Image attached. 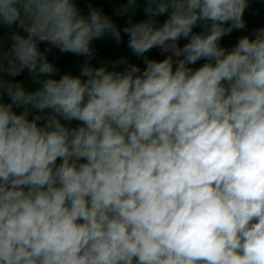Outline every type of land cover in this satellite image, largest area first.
<instances>
[{"label": "clouds", "instance_id": "obj_1", "mask_svg": "<svg viewBox=\"0 0 264 264\" xmlns=\"http://www.w3.org/2000/svg\"><path fill=\"white\" fill-rule=\"evenodd\" d=\"M251 2L124 0L121 30L0 0V264H264V27L222 44ZM106 36L143 66H93Z\"/></svg>", "mask_w": 264, "mask_h": 264}, {"label": "crops", "instance_id": "obj_2", "mask_svg": "<svg viewBox=\"0 0 264 264\" xmlns=\"http://www.w3.org/2000/svg\"><path fill=\"white\" fill-rule=\"evenodd\" d=\"M78 6L80 7L82 14H87L89 10V4L93 7H97L103 10V12L116 20L118 22L121 30L125 26L127 22V17H118L116 15V9L124 3V0H77ZM144 4L140 3V7L137 9L135 13L132 14V19L134 22H138L146 18L144 14ZM166 15L159 18L160 22L166 19ZM245 20L247 22V28L243 31H234L230 36H227L223 39L222 44L226 47H232L236 40L242 35H251L252 32L257 29L264 27V2L263 0H252L250 3V7L246 11ZM200 29H196L199 31ZM9 29H3V35H8ZM185 41H181L183 44ZM48 47L46 44H41V50H44ZM93 47L96 48L95 59L92 61V65L95 67L102 66L104 63L112 60H118L121 57H127L131 62L142 65V61L132 56L130 49L127 47V37H124V40L117 45L110 37H104L100 40H96L93 42ZM151 57L162 59L163 57L160 55L158 50H153L150 54ZM49 59L57 64L60 68L61 73L71 72L72 74H79L81 65L83 64L85 58L77 57L71 53H60L56 50H53L49 53ZM203 61L198 62V64L194 67H198L202 64ZM18 81L23 82V84L29 88L30 90H35L38 85L34 84L32 78L28 75L27 71L21 74L19 77L15 78ZM22 109H18L17 111H21ZM75 126V123L73 124Z\"/></svg>", "mask_w": 264, "mask_h": 264}, {"label": "built area", "instance_id": "obj_3", "mask_svg": "<svg viewBox=\"0 0 264 264\" xmlns=\"http://www.w3.org/2000/svg\"><path fill=\"white\" fill-rule=\"evenodd\" d=\"M264 1V0H263Z\"/></svg>", "mask_w": 264, "mask_h": 264}, {"label": "trees", "instance_id": "obj_4", "mask_svg": "<svg viewBox=\"0 0 264 264\" xmlns=\"http://www.w3.org/2000/svg\"><path fill=\"white\" fill-rule=\"evenodd\" d=\"M264 2V1H263Z\"/></svg>", "mask_w": 264, "mask_h": 264}]
</instances>
